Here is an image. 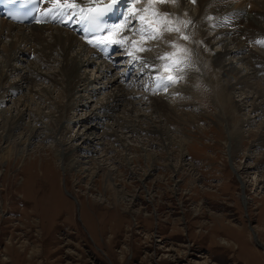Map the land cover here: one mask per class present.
Listing matches in <instances>:
<instances>
[{
  "label": "rangeland",
  "instance_id": "rangeland-1",
  "mask_svg": "<svg viewBox=\"0 0 264 264\" xmlns=\"http://www.w3.org/2000/svg\"><path fill=\"white\" fill-rule=\"evenodd\" d=\"M168 5L164 3L159 8L168 9ZM187 5L188 11L195 13L194 4ZM168 14L171 24L179 30L178 35L168 31L174 35V45L166 42L164 52L159 45L150 46L149 37H156L154 33L155 36H147L149 50L172 58L171 50L178 48L182 60L193 59L189 49L194 44L182 32L180 16L174 17L169 11ZM137 22L142 27L145 25ZM132 26L135 24L128 27ZM141 31L146 34V30ZM4 35L0 38V61L10 40ZM130 36L135 35H129L128 48L133 46ZM216 46H208L206 52H201L200 65L209 72L189 78L198 89L192 88L187 96H180V105L169 104L172 116L156 118L160 119V128L169 131L167 135L156 134L151 138L138 132L125 139L126 150L117 144L112 147L114 137L110 140L102 134L103 130L112 129L105 124L95 125L98 119L92 114L94 101H102L116 85L94 93L95 96L81 92L87 103L77 104L68 114L79 122L70 123L64 141L50 140L45 135L28 138L34 123L30 111L45 116L38 132L48 134L51 126L54 127L60 114L59 105L67 101L61 90L53 88L48 81L33 84L40 94L35 97L29 95L27 85L16 92L0 88V109L11 113L21 110L23 114L22 125L14 130L12 139L4 140L5 125H0V149L12 143L16 147L4 155V161L0 160V264H264V104L261 108L253 107L262 99L258 98L262 93L254 91H262L264 84L258 77V80L249 79L245 88L234 93L226 91L219 74L210 72L209 68V55L221 47ZM254 46L246 43L249 50ZM25 56L30 61L36 59L32 53ZM172 59L165 65L173 67L174 59L178 58ZM125 60L116 62L118 71ZM234 63L240 70L245 68L236 64L235 59ZM135 65L138 70L134 74H141L139 61ZM54 67L41 70L56 72L58 67ZM93 68L85 69L86 77L93 79L97 75ZM145 69L150 71L148 67ZM147 71L145 74H149ZM161 71L163 79L171 82L164 90L170 87L172 90L173 75L165 69ZM177 71L175 85H180L181 66ZM114 75L120 76L119 72ZM17 78L18 74L10 77L13 81ZM188 80L185 84H191ZM46 88H50V101L55 103L50 106L44 100L49 98L47 91H42ZM135 90L140 91L136 87ZM138 99L140 95L134 96L135 101ZM136 106L137 109L135 105L132 109L137 110L135 115L141 114L140 110L145 112L146 106H139L140 109ZM124 107L128 109L131 105L121 104L116 114L124 115ZM87 125H95V138L86 131ZM145 127L150 128L151 124ZM63 148H71L73 156L80 161L82 153L91 149L87 150L88 164L80 163L78 170H63L65 166L57 158V150ZM108 174L113 178V187L105 184Z\"/></svg>",
  "mask_w": 264,
  "mask_h": 264
},
{
  "label": "bare ground",
  "instance_id": "bare-ground-1",
  "mask_svg": "<svg viewBox=\"0 0 264 264\" xmlns=\"http://www.w3.org/2000/svg\"><path fill=\"white\" fill-rule=\"evenodd\" d=\"M76 1L80 4H87L86 0ZM132 1L133 0H124L125 5L127 6L125 7L127 8L129 14L128 18L130 19L127 24L130 26L133 23L135 26H127L123 33L119 36V40L124 46V51L129 55V57L125 60V64L122 65L123 67H121V71L116 69V62L117 59L121 60V58L118 56L121 57L124 52H119L118 50V52L114 54V59H102L103 57H99V55L93 49L85 45L80 36L65 28L61 24L44 20L40 23L31 21L27 25H18L0 18V38L5 34L4 36L6 39H10L9 43L6 44L4 48L5 54L2 55L3 59L0 61V88H6L7 90L9 89L12 92H16L23 85H27L30 86L29 95L35 97L38 94V91L33 89V84H35L36 81H48L51 83L53 88H58L61 90L63 97L67 99L64 104L59 105V117L55 120L56 123L54 127L51 126L48 134L46 132L45 134L38 132L39 127L44 124L42 119H44L45 116L43 113H34L30 111L34 123L30 126L28 138L32 139L34 137H39L40 135H45L46 137L50 138V140L51 138L59 141L60 139L63 140L62 138H64V132L70 128V123L79 122L78 119L74 120L70 118L68 114L74 110V107L77 104L79 106H83V104L87 103L86 101H83L84 99L86 100V97H84V94L81 92L88 91L90 96H95L94 93L97 94L98 91H101L105 88H110L114 85L116 86L111 88V90H109L105 95L106 98H104L102 101L100 99H96V101H94L96 105L95 110L92 112V114L95 115V118L98 119L97 123H94L95 125L105 124L106 128L108 127L109 129H112L107 130L105 127H103L107 131H102V134H106L104 137L108 139L110 138V140H113L114 137V140L112 141V147L114 144H117L116 146H120L123 148V150H126L128 143H126L125 139L133 137V135L137 134L138 132H144L146 136L150 135V137L151 135L155 136L156 134L160 136L167 135L166 133L169 131L165 132L162 130V127L160 128L161 125L159 126L160 119L162 117L168 118L172 116L170 115L171 108H169V104L172 106L180 105V96H187V93L192 91V88L194 87L192 86L191 80L189 79L190 77H197L198 75L205 76L207 74L206 71L209 72L208 70H204V68L200 65V56L203 55H201V52L202 50L206 52L204 49H206L208 46H221L220 49L218 48V52L215 51L216 53L209 55L211 58L209 68H211L210 72L219 74L218 76L226 85V91L234 93L237 91V89L240 90L245 88L248 85V82L251 81L249 79L257 78L258 80V77L264 84V44L257 43V41H264V0H175V3L171 2V0H168V2H166L170 3V5H168V9L159 8V5H164V3H150V0H144L143 2H141L142 0H137L138 3H132ZM51 2L52 0H44L45 4H50ZM189 2L192 5L194 4L192 8L195 9V13L188 11L187 4ZM247 5H249L248 9L246 7ZM77 8L78 10L80 9L79 6ZM133 9H135V11H132ZM168 11L171 12V15L174 17L180 16L182 20L181 23L184 25L182 32L190 37L191 42L194 44L193 49H189L192 50L193 59L189 58V60L187 58V62L182 60V56H178V53H180L178 48L171 50V56L178 58L176 59L177 61L174 59L173 67H168L165 65L166 62L168 63L169 61L173 60V57L169 58L170 55L168 57L162 55L164 52L163 49L168 44H172L174 35L172 36L171 34H179L177 27L172 25L169 20L171 16L168 14ZM141 16L144 17L143 20L140 19ZM145 20L150 21L149 23L153 22L155 25L167 28L163 30L161 27L162 29H160L153 25V23H146ZM137 21L141 23L143 22L145 25L142 27ZM142 29L146 30V34H142ZM168 29H171L173 32L168 33ZM154 33H156V38L150 41V46H161L162 48H159L163 51H160L161 53L157 52V50L150 51L148 48L149 45L147 42L149 41V38H147V36ZM130 34L135 36H130L133 46L128 48L127 45L129 43L128 38ZM136 34L138 36H136ZM161 39L163 42H161ZM178 40L180 39L178 38ZM248 42H251L256 48L252 47V50H249V48L247 49L246 43ZM27 48L29 49L26 50ZM140 48H143L144 51H139ZM146 48H148V51H146ZM30 53L34 54L37 60L32 59V61H30L25 59V55ZM205 56L206 55H204V57ZM129 58L133 64H136V62L139 61L141 64L140 73H143V75H136L138 72L134 74V71L138 70L137 65L134 64L133 71L130 72L128 77L125 76V71L128 70L129 66L126 61H128ZM164 59L166 60L162 61ZM234 59L236 64L239 63L245 65V68L240 70L238 67H236ZM112 61L114 62L112 63ZM23 62H26L25 65ZM161 65L163 66L161 67ZM53 66H55L54 68H56V66L58 67L56 72L53 71L51 73H43L41 70L42 67L52 69ZM90 66H94L93 71L96 70L97 73L93 79L86 77L84 74L86 71L85 69ZM144 66H146L145 68L148 67L150 71L148 72ZM179 66H181V71L178 73L180 74L179 76H181V83L180 85H175V82L178 81L177 68ZM209 68L206 67L205 69ZM164 69L167 71V74L170 72L174 77L172 80V83H174L172 90L171 87L168 91L164 90V88L167 87V84L171 83L168 82V80L166 81L163 79L165 78L164 76H161V73L163 72L161 70ZM146 71L149 74H145ZM117 72H119L120 76L114 75V73ZM15 74H18L19 79L17 78L13 81L10 79V77ZM102 78H106L107 80L102 81ZM195 79L196 78L193 80ZM186 80L190 81L191 84H185ZM146 82H149L150 85L146 86ZM164 82H166L165 85H162ZM94 83L97 84L94 85ZM92 84L94 86H92ZM219 84H222V82H219ZM261 86L262 85L260 84L259 87ZM135 87L141 92L138 90V92H136ZM256 87H258V85ZM161 88H163V91H166L167 93L161 91ZM195 88L197 87L195 86ZM156 90H160V92L156 93ZM218 90L217 93H219ZM42 91H47L46 93L49 96L48 99H44L46 100V105L50 106L49 104H55L50 101V88L42 89ZM124 91H126V93H124ZM254 92L262 93L258 96V98L262 97V99H259V102L253 104V107L261 108V106L264 104V89L260 92ZM176 93H178L179 97L175 96ZM160 94L162 95L159 96ZM138 95H140V99L135 101L134 96L137 97ZM186 98L187 97H185V99ZM123 103L131 105V108L128 107V109H126L124 107V115L116 114L118 107ZM134 105L135 108L137 107L136 105H138V109H140L139 106H146L143 107L145 114L140 110L141 114L135 115L137 110L132 111ZM20 111L21 110H19L18 113H11L9 110L3 108L0 109V125H5L3 134L4 140L7 141L12 139L14 130L18 129L22 125L21 122L23 121V114ZM182 116H184V114ZM156 118L160 119L157 120ZM147 124H151V127L146 128L145 125ZM95 125L94 127L87 125V127H85L86 131L94 135L95 132L93 129L95 128ZM122 135L124 137H122ZM93 138H95V135ZM15 148V144L12 143V145L7 147L5 146L4 148L0 149V160L4 161V158L7 156L6 154H8L10 151L12 152V150L14 151ZM93 148L95 149L94 146ZM87 150L91 149L87 148L84 152L82 151L84 154L82 153L80 157L82 158V161H80L75 158V156H73L74 153H72L71 148L58 149L57 158L60 160L61 166H65L62 169L65 171L72 168L77 169L80 163L88 164L87 158L89 157V151ZM17 151L19 152V149H17L16 152ZM108 176L109 174L105 177V184H110V186L113 187V178ZM244 184H246L245 181ZM30 205L32 206V204Z\"/></svg>",
  "mask_w": 264,
  "mask_h": 264
},
{
  "label": "snow or ice",
  "instance_id": "snow-or-ice-1",
  "mask_svg": "<svg viewBox=\"0 0 264 264\" xmlns=\"http://www.w3.org/2000/svg\"><path fill=\"white\" fill-rule=\"evenodd\" d=\"M168 2V0H150V3H166ZM171 2L175 3V0H171ZM53 3V8H59V9H65V8H76L78 7V5L74 2H69V0H63V2H61V0H52ZM117 0H112V5L116 4ZM111 5H106L105 8L103 9H89V11L91 12H95L97 14V16L102 15L104 11H107L108 8H110ZM132 11H135V9H133ZM141 20L144 19L143 16L140 17ZM113 27L115 28H120L121 25H114ZM169 31H171V29H168ZM178 31V29H177ZM150 39H155L156 37H149ZM184 39H187V37L185 36ZM91 43V41H89ZM102 42V41H101ZM257 43L260 44H264V41H257ZM139 51H144L143 48H140ZM163 58V57H162ZM169 79H171V77H169Z\"/></svg>",
  "mask_w": 264,
  "mask_h": 264
}]
</instances>
